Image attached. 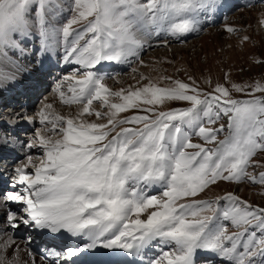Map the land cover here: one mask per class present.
Wrapping results in <instances>:
<instances>
[{"label": "snow or ice", "instance_id": "snow-or-ice-1", "mask_svg": "<svg viewBox=\"0 0 264 264\" xmlns=\"http://www.w3.org/2000/svg\"><path fill=\"white\" fill-rule=\"evenodd\" d=\"M225 3L0 0V57L14 64L7 50L24 54L20 42L37 35L40 57L62 48L64 64L78 66L53 90L75 111L55 114L52 103L39 108L42 127L26 147L42 155L26 153L9 185L15 190L0 196L8 230L0 231L8 237L0 240V264H18V246L11 258L7 251L21 226L25 264H264V207L231 191L199 198L218 182L264 187V164L253 163L264 154V95H256L264 84H233L249 97L235 99L221 84L208 92L192 77L152 78L133 67L137 84L114 91L106 79L115 77L102 72L104 62L143 65L140 54L153 37L167 47L199 33V17L211 20ZM171 102L187 106L163 107ZM17 119L36 122L19 114L9 122ZM250 167L261 170L255 175ZM35 234L43 243L34 248Z\"/></svg>", "mask_w": 264, "mask_h": 264}, {"label": "rangeland", "instance_id": "rangeland-1", "mask_svg": "<svg viewBox=\"0 0 264 264\" xmlns=\"http://www.w3.org/2000/svg\"><path fill=\"white\" fill-rule=\"evenodd\" d=\"M226 3L227 4L222 9H219V11L214 14V19L210 24L201 27L199 33H191L179 42L172 40L167 47H164L160 40L153 37L150 41L152 47L146 45L145 50L140 54L143 65L139 63L129 65L116 62H104L102 67L103 74H105L106 77L108 75L115 77V79H106V84L114 91L119 90L122 87L127 88L136 85L138 77L134 79L131 71L133 67H136L138 73H144L152 78L164 76L170 77L173 80L179 79L183 82L191 83L189 77H192L203 91L210 92L217 84H221L230 90L233 98H249L245 96L244 93L232 90V85L264 84V27L259 24V20L262 18V14H264V0H249L248 2L245 0H226ZM64 15L68 16L70 13H65ZM203 18L205 19L202 15V19ZM227 26H232L238 31L230 34L225 30ZM217 35L221 37H217ZM244 36L249 37V39L242 42ZM20 43L22 47L27 49L26 53L22 55L18 51L8 49L7 56L10 55L17 57L18 55L17 58H21L19 61H22V58L31 52V57L26 59V70H29L28 75L31 78L34 76L35 82L37 80L42 81L40 85L43 84V89L41 91L38 89V92H40L35 94L36 98H32V101L30 100L31 107L26 110L25 113H21V116L26 115L36 122L30 123L27 119L12 120L13 123L16 124L17 122V125H21L20 127H23L25 124V127L28 128L20 129L18 132H12L5 131L6 128H3L4 125L1 124V122L8 124L11 118H0V139L3 140L6 136L8 139L18 142V144L26 145L35 136L36 131L40 130L42 127L39 124V119L35 113L43 106V104L54 103L51 111L55 114L66 115L69 112L75 111V106L69 107L62 105L59 97L53 90L56 83L60 82L64 76L70 75V73L76 70L78 66H66L63 60L62 62L58 61L63 55L62 48L57 51L55 55L40 57L37 51L39 49V37L37 35H33L30 41L23 40ZM168 48H172L169 49V53L165 50H168ZM162 50L164 52H162ZM49 57L55 58L56 62L58 61L53 68L52 66H50V68L47 67L48 61L46 59ZM41 59L44 60L43 65L40 63ZM19 63L21 64V62ZM44 68L46 69L45 71H39ZM225 74H227V80H225ZM41 77L42 80L40 79ZM4 81L6 84L10 83L9 79H4ZM142 83H147V81H143ZM168 83H170V81H159V86H165ZM11 84L14 83L11 82ZM22 85L26 84L24 83ZM63 87L66 91L67 85H64ZM256 95L260 96L264 94L257 93ZM12 96L15 95L9 93L8 95L0 96V99H2L0 103L8 99L3 97H9V100H11L5 102H13L16 105L17 101L16 99L11 98ZM4 105L5 103L0 105V111L4 109ZM183 106H187L186 102H171L163 107L171 108ZM94 107L99 109V102H94ZM104 111H106V109H104ZM121 115L123 116L127 114L125 113ZM89 119L95 120V117H89ZM221 122L226 124L227 118H223ZM219 138L222 139L223 136H220ZM193 142L203 143L198 138H193ZM3 145L4 144H2V146ZM2 146L0 147L2 148ZM5 146L7 149L15 150V153L21 152L17 147L11 148L10 144ZM213 146L214 145L212 144L206 145V147ZM32 150L35 151V153L32 154ZM30 151V154L34 157L39 152L37 148H33ZM39 154L42 155V152H39ZM19 156L20 155L18 154V156L15 157L16 159L14 160H18L17 158H19V160L14 164L13 159L11 160L9 157H0V172H4L3 175H0V178L3 176L6 178L8 176L9 179L7 180H9V184L12 183L14 179V168L25 159V157L20 158ZM33 163L38 164L39 161L34 159ZM253 163L264 164V154L257 156ZM6 165L8 166L7 168L5 167ZM10 169L13 170L12 173ZM260 170L261 169L257 167L249 168V171L255 175H258ZM27 171L32 174L34 169L29 168ZM235 186H241L238 190L234 189V193L240 196L241 199L248 201L253 205L264 207V187L260 185H252L247 181L238 185L229 182H218V186H211L210 190H207V194L202 195L199 198L214 199L217 195H224L230 191L233 192L232 189ZM11 190L14 191L15 189ZM11 207L17 208L16 205ZM142 218H146V215ZM19 230L21 233L18 234L22 236L15 239L16 241L19 240V243H23L22 240L26 230L23 226H21ZM37 239L38 242L41 243L40 238ZM24 246V253H19L28 256L26 245ZM10 248L9 253L7 252L8 256H11L13 254V249H16L14 244H12ZM158 251H160L159 248L155 249V251H150L149 255H155V252ZM207 255L209 256V254H200L198 258L204 259V256L206 257ZM212 258L215 259V257Z\"/></svg>", "mask_w": 264, "mask_h": 264}, {"label": "bare ground", "instance_id": "bare-ground-1", "mask_svg": "<svg viewBox=\"0 0 264 264\" xmlns=\"http://www.w3.org/2000/svg\"><path fill=\"white\" fill-rule=\"evenodd\" d=\"M215 14V13H214ZM213 14V16H215ZM213 16H212V18H211V20L210 21H213ZM202 21H203V23H202V25L204 24V23H206L208 20L205 18H203L202 19V15H201V17H199ZM202 25H201V27H202ZM217 37H221V36H219V35H217ZM169 49H172V48H168V50L167 49H165L167 52L169 51ZM162 52H164L163 50H162ZM26 53V52H25ZM169 53V52H168ZM19 54V53H18ZM23 55V54H22ZM8 58H10V60L11 61H13L14 62V64L13 63H9L6 59H4L3 57H0V77H2V78H0V96H5V95H8L9 93H11L12 95H15L14 97H16V96H18L20 93H22L21 91H19L17 88H21L22 89V87L23 86H26L27 88L29 87V88H31V85H33V88H31L30 90H31V93H32V96L30 95L29 96V94L27 95V97H33L34 96V99L36 98V95L35 94H38L42 89H43V84L42 85H40L41 84V82L42 81H40V80H37L36 82H35V79H34V76H32V78L28 75V71L29 70H26L27 69V60L26 59H29L30 57H31V52L29 53V54H26V56H24L23 58H22V61H19L20 59L19 58H17L18 57V55H17V57H14V56H7ZM51 57H54V56H51ZM51 57H49V58H47L46 60L48 61H46L47 62V67H49L50 68V66H52V68H53V66L54 65H56L57 64V62L58 61H60V62H62V59H59L57 62H56V59L55 58H51ZM19 62H21V64L19 63ZM15 65V66H14ZM61 67V66H60ZM48 69V68H47ZM46 69L44 68V69H42V70H39V71H45ZM106 71V70H105ZM45 76V75H44ZM43 77V76H42ZM42 77L40 78L41 80H42ZM4 79H9L10 80V83H8V84H6L5 83V81H4ZM32 80V81H31ZM44 80V79H43ZM9 82V81H8ZM11 82L12 83H14V84H11ZM16 83V84H15ZM26 84V85H22V84ZM14 85V86H13ZM40 85V86H39ZM38 89H40V91L38 92ZM33 91V92H32ZM37 91V92H36ZM24 96V98H26V95H23ZM10 97V96H9ZM9 97H3V98H8L7 100H5L6 102L7 101H10L9 100ZM13 97V96H12ZM28 98V99H29ZM15 99V98H14ZM26 100V99H25ZM2 101V99H0V102ZM5 101H3L2 103H5V105H4V109L3 110H1L0 111V118H12V117H16L17 116V114H19L20 116H21V113H25V111L26 110H28L31 106H30V99H29V101H28V104L27 103H25V104H19L20 102L18 101L17 103H16V105H15V103H13V102H8V103H6ZM22 101H24V100H22ZM2 103H0V105L2 104ZM54 104V103H53ZM19 105V106H18ZM1 124L2 125H4V127L3 128H6V130L5 131H7L8 129H10L11 131H13V132H18L20 129H28V128H26L25 127V124H24V126L23 127H20L21 125H17V122H16V124L15 123H13V122H9L8 124H6V123H2L1 122ZM0 124V125H1ZM0 140H2V139H0ZM9 141H10V145H11V148L13 147H17V148H19L20 150H21V152H18V153H15V150H13V149H7L6 148V146L5 145H3L2 146V144H0V146H2V148L0 147V157H6V158H11V160L13 159V164L14 163H17L18 162V160H19V158H17L18 160H14V159H16L15 157H17L18 156V154L20 155L19 157L20 158H22V157H25V155H26V153L27 154H30L31 153V151L29 150V149H27V147H26V145H23V144H18L17 142H14L12 139H9ZM33 153H35V151H33L32 150V154ZM7 160H9V159H7ZM10 161V160H9ZM17 166V165H16ZM6 168L8 167L7 165L5 166ZM5 167H3V168H5ZM15 169V168H14ZM2 171V170H1ZM10 171H11V173H12V171L13 170H11L10 169ZM14 172V171H13ZM7 173V172H6ZM4 174V172L2 173V172H0V175H3ZM7 179H9V177L7 176L6 178L3 176V177H1L0 178V196H2L5 192H7V191H10L11 189L9 188V180H7ZM240 187L241 186H235L233 189H232V191L234 192V189L236 190H238V189H240ZM237 193V192H236ZM13 205H15V204H12L11 206H13ZM17 206V205H16ZM18 207V206H17ZM15 209V208H14ZM3 223H4V221H3V217L2 216H0V231H8L7 229H4L3 228ZM18 233H21L20 232V230L19 229H17L16 230V232H15V238L17 239V238H20L22 235H20V234H18ZM36 235V237H38V238H40V240L43 242V238L39 235V234H35ZM8 237H6V236H4V237H0V240H4V239H7ZM19 240H17L16 241V243L14 244L15 245V247L17 248V246H18V248H19V252H22V253H24L23 252V249L25 248V244L24 243H19L18 242ZM9 249H11V248H9ZM9 249H8V253H9ZM14 250V249H13ZM27 252V251H26ZM13 255V254H12ZM12 255L11 256H8V254H7V257L8 258H11L12 257ZM18 255H19V261H18V264H25V262H29V260H30V258L27 256V255H23V254H21V253H18Z\"/></svg>", "mask_w": 264, "mask_h": 264}]
</instances>
